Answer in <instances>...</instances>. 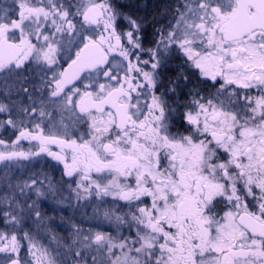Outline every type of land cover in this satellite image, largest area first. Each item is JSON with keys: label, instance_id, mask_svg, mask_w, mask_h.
Masks as SVG:
<instances>
[{"label": "snow or ice", "instance_id": "6c2138e0", "mask_svg": "<svg viewBox=\"0 0 264 264\" xmlns=\"http://www.w3.org/2000/svg\"><path fill=\"white\" fill-rule=\"evenodd\" d=\"M127 7L0 4V162L62 166L5 175L0 264H58L23 223L73 196L115 205L74 264H264V0H171L147 43Z\"/></svg>", "mask_w": 264, "mask_h": 264}, {"label": "flooded vegetation", "instance_id": "af4514ba", "mask_svg": "<svg viewBox=\"0 0 264 264\" xmlns=\"http://www.w3.org/2000/svg\"><path fill=\"white\" fill-rule=\"evenodd\" d=\"M116 1V0H115ZM133 9L137 10L139 17L143 18L146 23L145 32L147 35V40H151L152 32L154 26H159L160 23L164 22L163 9L167 4L171 2V0H130ZM119 4H123L125 0H117ZM121 2V3H120ZM0 4L11 5L12 0H0ZM126 5V4H125ZM127 7L125 10L128 11ZM130 9V8H129ZM140 13V14H139ZM155 18V19H154ZM181 63L178 59H173L168 67L164 70V78L165 82L168 77L175 75L177 71H179V64ZM193 83H195V78L193 79ZM187 91V89H185ZM5 119L3 115H0V121ZM18 133L15 132L14 129L0 124V139H4L7 143H10L12 140L16 138ZM22 147L26 150L29 147V143L27 141L22 142ZM21 167H16V162H0V189L3 188V179L5 175L7 176H21L26 174H31L33 171L44 170L49 175L53 176L55 179L59 180L61 175V165H57L56 162L51 161V158L44 157L39 159V162L36 160L33 161H20ZM5 165H11L6 168ZM68 195L67 191L64 192V196ZM69 203V206H64V203ZM109 197L104 198V200H100L98 198H89L88 200H80L76 201L75 197L71 199L69 202L67 199L63 202H57L56 200L49 197L46 200H43L40 204L41 213L43 215L44 221L42 226L44 229L49 230L50 233H54L55 240H59L61 238L63 240V246L68 249L63 248V251L71 254L72 256H67L68 260L70 258H74V251L78 250V244L74 243L75 236L73 225H79L85 230L91 228L94 231H105L111 232L109 229V223L103 219L104 211L109 209ZM32 218V217H31ZM30 218V220H31ZM33 228L31 222L29 221V217L25 219L23 223L24 231H29ZM30 230L29 232H32ZM52 237V236H50ZM42 239V237H40ZM45 240V238H44ZM24 244H27V241H24ZM70 249V250H69ZM21 255L27 256L26 251L21 249Z\"/></svg>", "mask_w": 264, "mask_h": 264}, {"label": "rangeland", "instance_id": "374dc122", "mask_svg": "<svg viewBox=\"0 0 264 264\" xmlns=\"http://www.w3.org/2000/svg\"><path fill=\"white\" fill-rule=\"evenodd\" d=\"M115 2H117V0ZM117 3H119V2H117ZM123 4L132 5V2L130 0H125V2ZM129 8H128V11H131L133 14L139 16L137 13V10L135 8L133 9L132 6H130ZM146 43H147V41H146ZM109 200H110L109 208L114 207L115 205L113 204L110 197H109ZM64 206H69V203L65 202ZM30 218L31 217H29V221L31 222V225H33V228H34V230L31 232V234L33 235V237L35 238L37 243L42 245L45 249H47L49 254L51 256H53L54 258H56L58 264H74L75 258H70L69 260L67 258H64V256L67 257V256H72V255L67 253L69 251H67V252H66V250H65V252L63 251V248L68 249L65 246H63V240L61 238H59V240H55L54 238L56 235L54 233H50L49 230H46L43 228L42 223H43L45 218H43L42 220H37L34 216L31 218V220H30ZM32 229H30V230H32ZM109 229L113 231V226L111 224L109 225ZM50 236H52V237H50ZM40 237H42V239ZM44 238H45V240H44ZM77 246H78V248H75V249H79L80 246L79 245H77ZM24 250L26 251V255H28L26 247H24ZM28 258L31 259L30 256Z\"/></svg>", "mask_w": 264, "mask_h": 264}]
</instances>
